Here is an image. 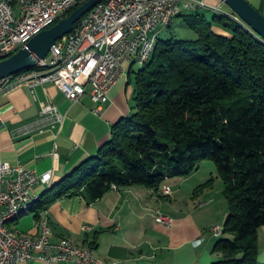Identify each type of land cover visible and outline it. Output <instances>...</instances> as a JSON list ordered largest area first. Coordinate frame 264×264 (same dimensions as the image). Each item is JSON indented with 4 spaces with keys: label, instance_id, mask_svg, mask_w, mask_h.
<instances>
[{
    "label": "trees",
    "instance_id": "trees-1",
    "mask_svg": "<svg viewBox=\"0 0 264 264\" xmlns=\"http://www.w3.org/2000/svg\"><path fill=\"white\" fill-rule=\"evenodd\" d=\"M218 11L211 20L177 15L194 31L193 39L157 36L152 54L133 71V111L112 125L96 155L53 191L45 190L36 220L56 199L81 195L90 203L112 185L157 192L167 179L187 177L212 160L228 214L211 264H263L258 230L264 226V39L228 7ZM214 25L231 35L218 33ZM213 180L194 192L211 187ZM97 235L86 242L94 247Z\"/></svg>",
    "mask_w": 264,
    "mask_h": 264
},
{
    "label": "crops",
    "instance_id": "crops-1",
    "mask_svg": "<svg viewBox=\"0 0 264 264\" xmlns=\"http://www.w3.org/2000/svg\"><path fill=\"white\" fill-rule=\"evenodd\" d=\"M203 1L210 6L222 5L220 0ZM247 1L264 15V0ZM133 71L132 62L123 64L108 102L97 111L89 91L78 101H70L50 82L33 88L36 98L31 88L21 84L7 90L0 95V160L22 164L38 173L51 170L49 188L38 184L34 193L42 198L45 190L53 191L56 183L96 155L109 139L112 125L133 111ZM44 101L54 103L63 113V120L57 129L37 133L33 123ZM54 145L56 156L51 155ZM203 166L187 177L167 179L163 185L171 187L170 195L130 186L112 188L90 203L81 195L56 199L47 208L52 239L90 246L86 239L90 241L98 232L96 244L90 247L99 264H211L216 259L212 249L219 238L213 236L212 227L223 226L228 205L216 169L207 173ZM210 176L215 177L212 186L195 193V188ZM156 210L172 217L173 223H157ZM35 211L10 221L9 228L36 234ZM258 250V261L264 264V226L258 230ZM32 264L46 263L35 258Z\"/></svg>",
    "mask_w": 264,
    "mask_h": 264
},
{
    "label": "built area",
    "instance_id": "built-area-1",
    "mask_svg": "<svg viewBox=\"0 0 264 264\" xmlns=\"http://www.w3.org/2000/svg\"><path fill=\"white\" fill-rule=\"evenodd\" d=\"M83 0H0V59L9 57L48 25H53L66 13L77 8ZM223 4V3H222ZM223 8L210 6L203 0H103L96 12L86 20H79L73 29L57 39L45 58L38 61L43 71L12 75L0 79V95L6 94L9 82L32 89L44 83H53L70 101H78L87 91L97 111L109 100V91L118 81L123 64L142 61L139 45L170 19H175L177 8ZM236 18H240L235 16ZM242 20V19H241ZM63 113L50 102L41 103L39 118L33 130L43 133L57 129ZM51 155L56 156L55 148ZM52 171L38 173L22 164L12 165L0 160V264H32L37 258L46 264L70 261L74 264H99L94 253L86 248H74L63 238L53 240L46 232L47 209L43 210L44 234L12 237L1 227L5 211L28 199L34 186L52 179ZM113 189H118L112 185ZM170 195V186L161 185L157 191ZM157 223L170 226L173 218L156 210ZM89 230V227H85ZM214 237L221 236L219 225L212 227Z\"/></svg>",
    "mask_w": 264,
    "mask_h": 264
},
{
    "label": "water",
    "instance_id": "water-1",
    "mask_svg": "<svg viewBox=\"0 0 264 264\" xmlns=\"http://www.w3.org/2000/svg\"><path fill=\"white\" fill-rule=\"evenodd\" d=\"M103 0H87L70 14L59 19L47 29L35 34L26 44L9 57L0 59V79L6 76L32 69L38 61L45 58L55 41L67 33L92 7ZM255 33L264 39V15L247 0H220Z\"/></svg>",
    "mask_w": 264,
    "mask_h": 264
},
{
    "label": "bare ground",
    "instance_id": "bare-ground-1",
    "mask_svg": "<svg viewBox=\"0 0 264 264\" xmlns=\"http://www.w3.org/2000/svg\"><path fill=\"white\" fill-rule=\"evenodd\" d=\"M87 1V0H83V3ZM102 5V1L99 2L98 4H96L94 7H92L87 13H85L80 20H86V18L91 15L93 12L97 11V8ZM194 8V7H192ZM215 10H221L220 8H215ZM180 12V8H177L175 10V18L177 17V15ZM233 17L236 20L239 21H243L241 20V18H236L234 15ZM174 19H170L168 21H166L164 24H160L158 26V28L156 30H154V32L148 37V39L145 41V44H141L139 45V54H144L142 55V61H137L139 62L140 65H142L145 61H147V59L149 58V56L152 54L153 50H154V46L156 43V39L157 36L159 35V30L162 28H168L172 25ZM244 22V21H243ZM245 23V22H244ZM51 25H48V27H45L44 29L49 28ZM36 71H43V64H37L36 66ZM25 74H33V69H29L26 71H21L18 73L13 74V76L15 77H23ZM20 84H16V82H9L7 87H6V91L9 89H12L13 87H16ZM51 184V179H49V181L47 183H45L46 188H49ZM160 194V193H158ZM162 195V194H160ZM41 196L38 193H33L28 199H25L19 203H17V205H15L13 207V209H11L10 211H5L3 216L1 217V227L3 228L4 232H6L7 234H9L12 237H17V238H24L27 236V234L25 233H20L17 232L15 230H12L9 228L8 224L10 221L16 220L17 218H19L21 215H23L24 213L27 212H34L36 209V205L38 204V202L40 201ZM47 221H49L48 215H47ZM37 233L35 235H43L44 234V217H43V212L40 214L37 222ZM51 224H46V232L47 233H51ZM223 232V226H219V233L222 234ZM220 237V236H217ZM64 241H68L70 242V245H72L74 248H86V245H78L75 244L67 239H63ZM88 251L89 253H94L92 250V247L88 246Z\"/></svg>",
    "mask_w": 264,
    "mask_h": 264
},
{
    "label": "rangeland",
    "instance_id": "rangeland-1",
    "mask_svg": "<svg viewBox=\"0 0 264 264\" xmlns=\"http://www.w3.org/2000/svg\"><path fill=\"white\" fill-rule=\"evenodd\" d=\"M208 4V3H207ZM209 5V4H208ZM223 8L227 7L225 4H222ZM212 6V5H211ZM202 14L205 15L209 20H211L213 18L214 15H219L220 12L218 10L215 9H210V8H206V7H194V8H180V12L179 14ZM182 17H177L173 20V24L170 28H162L159 30V37L160 38H165L168 37L169 35H174L176 38H184V39H193L196 37V34L194 33V31H192L191 29L187 28L184 23L182 22ZM214 30H216L218 33L220 34H224L227 36L231 35V32L229 29H224L221 26H217L214 25L213 26ZM141 65L139 64V62H135L133 63V68L134 70H137ZM133 74V72H132ZM134 76V74H133ZM204 163V164H203ZM203 166V171L207 172L210 171L212 168H214V170L216 169L217 172V168H216V164L214 161L212 160H204L202 161L199 166L197 167L196 170H194L193 172H196L198 170V168H201ZM210 178L215 179L214 176H210ZM223 183V182H222Z\"/></svg>",
    "mask_w": 264,
    "mask_h": 264
}]
</instances>
